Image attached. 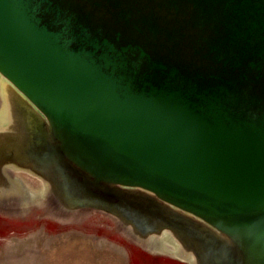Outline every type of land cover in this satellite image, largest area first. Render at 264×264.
<instances>
[{"label":"water","instance_id":"obj_1","mask_svg":"<svg viewBox=\"0 0 264 264\" xmlns=\"http://www.w3.org/2000/svg\"><path fill=\"white\" fill-rule=\"evenodd\" d=\"M41 210L264 264V0H0V211Z\"/></svg>","mask_w":264,"mask_h":264},{"label":"rangeland","instance_id":"obj_2","mask_svg":"<svg viewBox=\"0 0 264 264\" xmlns=\"http://www.w3.org/2000/svg\"><path fill=\"white\" fill-rule=\"evenodd\" d=\"M25 179L28 189L37 186L34 178ZM41 213L35 221L29 213L0 211V264H185L141 248L103 213L79 211L66 218Z\"/></svg>","mask_w":264,"mask_h":264},{"label":"flooded vegetation","instance_id":"obj_3","mask_svg":"<svg viewBox=\"0 0 264 264\" xmlns=\"http://www.w3.org/2000/svg\"><path fill=\"white\" fill-rule=\"evenodd\" d=\"M1 205H3V204H1Z\"/></svg>","mask_w":264,"mask_h":264}]
</instances>
